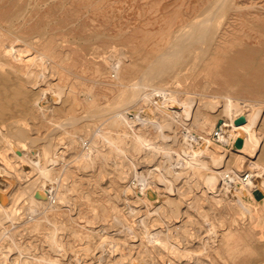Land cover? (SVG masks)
Segmentation results:
<instances>
[{
  "label": "rangeland",
  "instance_id": "rangeland-1",
  "mask_svg": "<svg viewBox=\"0 0 264 264\" xmlns=\"http://www.w3.org/2000/svg\"><path fill=\"white\" fill-rule=\"evenodd\" d=\"M217 1L218 0H0V62L2 63L3 71H5L9 76L7 81V89L11 91L14 90L15 87H22L20 89H28L30 90V93H34V91L38 89L36 94L34 93V97L37 99L33 98L35 104L33 105L34 107L32 113H34L28 114V116L24 112H19L18 107L16 108V106H13L15 99L11 97L10 94L4 96H8L5 99L9 102L14 99L12 103L7 101L10 104V108L7 110L9 112L7 116L13 118L16 117L17 119L20 116V127L17 128L20 134H15V136L20 137L21 134H24L26 131H28L27 133L31 135L30 137H37L34 139L35 143L33 142L32 144L34 149L38 151L40 150L39 152L42 153L44 149L43 147H50L52 151L56 148H59L60 150L65 151L66 158L68 160L66 162L67 164H63L62 160H58L57 163L48 162L47 166L50 164V167L48 166L50 171L48 170V173H46V175H49H47L48 177L38 171H34V174L30 173L27 175L26 177H29L28 179L25 176L16 177V172L14 173V171L17 167H20V165L15 162L12 166H6L3 161L2 152H10L9 146L7 147V145L9 144L8 141L12 139V133L11 129L6 130V128H10V126L8 124L6 125L5 122H1L3 124H0V126L2 125L0 127V166L2 165L1 167L5 168V172H2L0 178H5L7 177L6 175H13V177L18 178L14 180L15 186L12 189V193L16 197V204H18L17 206L19 208L18 211L16 210V213L14 212L15 215H17V217H15L19 220H13V222L8 218L3 220L5 221L3 224L0 223L1 226L3 225L1 229L5 235L3 236L2 234V238L0 237V256L2 258H0V264H115V261L121 262H116L118 264H172L176 262H178V264H185L184 262L188 258L182 261L170 251H165L162 254H159L160 250L158 248H161V245L159 242H150L148 239H146L148 237L145 231H147V229H155V227H158L159 225L162 227H167V225L170 224L173 230L176 228L178 230L182 225H186L188 230L187 236L183 237V233L179 232L178 234H175V241L180 244V246L189 248L191 254L189 255L196 257V255L199 253L197 249H199L201 239L208 238L207 235L209 236L207 224L204 222V219L201 216V213L204 212L208 214V219L212 224L214 223V226L217 224L216 227L218 234L221 233L222 236H225L228 242V251L226 253L228 259L222 260V264H228L227 261H229V264H253V259L260 258V254L258 250H256V245L258 246L259 244L264 243V223L259 219L250 217L249 213L247 212L248 210H246L242 217L241 215L237 216L234 207L232 206L233 203H236L235 200H232L230 203H228L229 205L226 204V202L215 203L212 200L213 195H215L216 198H221L225 191H227L221 187L226 183L229 184L224 177L212 181L209 185L208 183H205V176L210 174L215 167L195 166L191 170L190 168L184 169V172L182 170V173L180 172L179 175L180 177L174 181V185L177 187L175 188V191L179 188L178 192H169L163 182H160L159 180L155 179L156 177H153L158 172V169L155 168L160 167V162L163 160L162 158H164L162 151L163 149L160 148L166 144L165 140L171 143V151L173 152L172 160H175L174 163L178 158V155H175V151L181 153V148L182 151L185 152V148L181 146L182 134L185 133L181 125H177L175 127L176 130H166V133L163 137H159L157 130L152 127H150L147 132L144 129L140 131V124L135 126L137 116L134 114L133 110L137 108L138 105L143 106L145 104L143 101L137 105H135L133 102L129 104L130 109H127L125 114L126 121L122 120L121 123L109 125L110 122L108 123L106 120V117H108V114L111 112L108 111L110 109L109 107L114 104L116 101L115 97H117L120 91H122L124 88V85L120 80V76H122L124 80L123 82L125 83L129 81L137 82L142 71L145 70L144 68L150 65L152 61H154V59L158 56V54L162 53L166 49L171 50L174 48L172 40L175 39L176 36H172L175 35L177 30L182 26L185 27L190 25V23H185L190 20L202 19L203 17H207L210 14H219V12H217ZM231 1L232 8L226 10V13L228 14L225 13L222 16V19H224L226 22L224 30L221 32L223 33V37H221L222 43L212 50V53L209 56L210 60L205 62L203 60L200 61L198 58L196 60L195 58L192 60L190 59L189 61H191L192 64L187 63L188 65L186 64V66L182 65L179 68V73L172 72L171 74L165 75L162 79L157 78L152 82L156 85H167V87L179 90V99H184L187 97L185 91L190 90L191 92H195V94L191 95L193 97H197L198 99L203 96H199L198 93H204L203 100H210L213 98L212 96H217L219 100H224V98L227 96H233L244 99L251 103L259 102L262 114L258 124V131L260 133V137L262 138L260 139V143L264 147V106H262L264 105V0ZM220 14L223 13L221 12ZM12 18H14V21ZM6 20H8L9 23ZM189 30L190 29H187L186 31ZM96 34L98 36L95 37ZM23 44H25V46ZM14 47H17V50ZM1 48L4 49L2 50ZM12 51L14 52L11 53ZM197 51L199 52V50ZM172 52H176V49H173ZM47 53L49 55L47 56L50 59L48 57L45 58ZM123 60L126 61V65H122ZM195 61L196 63L200 61L202 67L199 66L195 69L193 66ZM12 68H15L16 71H13L14 69ZM32 70L34 71L32 72ZM42 71L44 75L41 73ZM37 72L38 75H43L41 76L42 79L40 76L36 75ZM22 73L23 75H21ZM30 73H33L34 75ZM187 74H191L189 79L185 78ZM12 76L13 78H10ZM30 76H35V79L37 78L38 81L33 79L34 81L30 82L28 78H25ZM43 78L45 80H43ZM43 88L45 91L48 90V93L54 92L57 94L56 96L58 100L53 101L52 103L50 98H42L39 96ZM31 89L35 90L32 91ZM9 91L7 92L9 93ZM181 91L182 93H180ZM19 97L22 98L20 94ZM60 98L62 99L59 100ZM38 99L40 100L39 105L36 104ZM96 105L98 106V109H100V112L94 114L95 110L97 109L95 108ZM51 106L54 107L51 108ZM219 108H222V106L217 107V109L213 111L209 108H203L204 113L208 114L210 119L215 122V128H219L221 124H224V115ZM11 110L13 111V115ZM41 111L42 115L40 113ZM153 111L154 114L156 113L155 115H160V111L155 107ZM91 112H93V114ZM14 113H17V115L15 116ZM101 114L104 116H99ZM89 117L90 119H88ZM99 117L102 118L100 119ZM27 118L30 119V122H28L29 119ZM86 124L88 126H86ZM58 125L62 127L60 128ZM30 126L31 129H28ZM95 126L96 128H94ZM194 129L198 130L196 127ZM2 131L4 134H11L2 137ZM105 131L107 132V135H111L113 137L121 134L123 135L126 132L129 134L141 132L150 140L149 143L151 142L152 145H156V147H158V149H156L157 153L155 152L156 154L154 153L148 155L147 151H149V149L147 147L143 146L140 148V151L134 150L129 146V144H127L126 146L114 151L112 154L113 156L111 155L109 157H104L105 159L98 156L96 157V155L93 154L90 158L91 163L86 164L85 158H80L79 153H81L82 148L88 144L90 137H94V135L97 137V141L99 140L97 142V147L103 152H109L113 147L112 144L108 142V140L99 135ZM49 132L50 135H52V138H50ZM174 132H176L180 137L178 140L179 142H173V137H168L165 139L167 134L170 136L175 135ZM75 133L77 135H75ZM44 135L48 137L46 138ZM89 135L90 137H88ZM208 137H210V139L216 145L221 146V148L228 155V163L225 166L220 165L217 170L223 171L225 168L227 169L234 166L233 159L229 160V158L232 155H235L234 152H237L233 147V145L236 146V141L235 143L230 141L223 142L220 140V136L218 137L217 141L216 137L214 136V131ZM49 138L50 140H47ZM73 138L75 140H73ZM82 138H85V140ZM45 140L50 142V144L47 143L46 146ZM194 148L198 150L199 144H196ZM151 150H154V148ZM159 152L161 155L158 154ZM260 152V158L256 157L253 159L259 158V161L264 164V148ZM150 153H152V151ZM13 160L14 159H12V161ZM84 160L85 163L83 164ZM122 160L125 161V164ZM24 168L29 169L30 166L26 164L24 165ZM101 171L103 173L102 175ZM134 172L144 173V176L139 177L141 179H147L149 186L152 187L153 194L150 197L151 199H149L147 194L142 191L140 181L137 180L138 178ZM37 175L40 176L38 177ZM65 175H68L69 177H66ZM158 178L160 179V177ZM37 179L40 180L37 181ZM54 180L55 183L53 182ZM44 181L46 185L44 184ZM56 182L58 183L56 184ZM186 183L190 185L192 184L191 188H193L187 189L186 186L188 185ZM35 184L36 186L54 185L55 187L58 185V187H56L58 189L55 190L56 195L52 200L53 203H50L51 205H49V203L40 204L41 206H37V211L34 212V214L36 213L37 215L33 214L32 217L29 218L30 216L28 217V212L30 209L28 208L30 206V198L28 192H30L31 186L35 187ZM135 184L139 185V189L135 188ZM237 184L241 186L243 183L240 182ZM128 185L129 187H127ZM207 187H210L212 191L207 189ZM126 188H128V191L127 193H124ZM22 189L25 194L27 193L26 195L21 193ZM180 192L185 193V197L183 196V199H181L180 195H178ZM173 197H176L180 202L178 205L174 203L170 206L167 201ZM263 197L264 191L262 190V187H256L253 189V195L251 193H247L246 197L243 199L244 202L251 208L256 209L259 207L260 210V201H262ZM184 198H188L187 201ZM67 201L71 202H68L67 205ZM192 201H197V205L195 204L192 207L189 204ZM44 205L47 207L45 208ZM161 206H164L161 212L156 211V208H161ZM39 209L41 211H39ZM172 209H176L175 211L177 212L176 214L178 217H173L172 219H162L163 210L164 213L167 210L166 213L170 214ZM3 211V208L0 207V217L3 216ZM236 216L238 222L234 223L232 219ZM141 218L147 219V227L139 221ZM66 219L68 220V223ZM37 226H39V228ZM129 227L131 232L130 230H127ZM108 228L109 230H107ZM51 234H54L55 236L57 235V242H55L56 240L54 241L55 243L51 241ZM45 236L46 241H44ZM74 236L76 239H74ZM127 236L131 237L128 238ZM215 237L216 236L212 234L211 239H214ZM102 238L105 240H102ZM87 243L89 247L87 246ZM62 244L63 247L61 246ZM101 245H103V247ZM60 249V252L56 251ZM110 249H112V252ZM1 250L4 253H2ZM29 250L30 252H28ZM83 251L85 252L83 253ZM101 252L105 254L103 258H99ZM3 255H8L9 257ZM108 255H110L111 258L110 256L108 257ZM207 258L212 262L214 261V264L217 263L216 261L218 259L214 258L212 253H209ZM93 259L94 261H92ZM4 261L10 263H5ZM258 264H264V260L260 261Z\"/></svg>",
  "mask_w": 264,
  "mask_h": 264
},
{
  "label": "bare ground",
  "instance_id": "bare-ground-1",
  "mask_svg": "<svg viewBox=\"0 0 264 264\" xmlns=\"http://www.w3.org/2000/svg\"><path fill=\"white\" fill-rule=\"evenodd\" d=\"M8 3V2H7ZM27 3V2H26ZM93 3V2H92ZM31 4V3H29ZM237 4V3H235ZM29 6V5H28ZM24 7V6H23ZM27 7V6H26ZM25 7V8H26ZM97 8V7H96ZM229 8H232V1L231 0H218L217 1V12L215 15H208L207 17H203L202 19L199 20H190L185 24L190 23V25H187L185 27H181L180 29L177 30L176 34L173 35L172 37L176 36L175 39L172 40V44L174 46L173 49H176V52H172L173 49L168 50L166 49L165 51H163L162 53L158 54V56L154 59V61H152V63L150 65H146L147 67L144 68L145 70L142 71L140 78L137 82H123V78L122 76H120V80L124 85V88L122 91H120V93L118 94L116 98V101L114 102L113 105H111L108 111H111L108 115V117H106V120L108 121V123L110 122L109 125H113L115 123H121L122 120H125V114L127 109L129 108V104L131 102H133L135 105L139 104L140 102H144V105L140 106L138 105L137 108H135L133 110L134 114L137 116V120H136V125L140 124V131H142L143 129L147 130L152 127L154 129L157 130V134L159 137H163L165 135V131L166 130H173L175 129V127L177 125H181L183 130L185 131L184 134H182V139H181V146H183L185 148V152L182 151V149L180 148L181 153H178L175 151V155H178V158L176 159V162L174 163L175 160H172L173 157V152L171 151L172 147L170 146L171 143H169L168 141L165 140L166 144L163 145L162 148L163 149V160H161L160 162V167H156L155 169H158V172L156 173L155 179L159 180L160 182H163L164 185L166 186L167 190L169 192L175 191V185H174V181H176L180 176V172L183 170V172L185 171L184 169L190 168V170L192 168H194L195 166H202V167H215L212 172L210 174H208L207 176H205L204 181L205 183H208V185L212 182L215 181L219 178H225L227 173H230V175L232 176V178L228 181L229 184H224L221 188L225 189L227 191H225L224 195L221 198H216L215 195H213V201L215 203H223L226 202V204L230 203L232 200H235L236 203H233L232 206L234 207V210L237 214V216L242 215L246 212V210H248L247 212L249 213L250 217H253L254 219H259L261 220V222L264 223V197L262 199V201H260V210L259 207H257L256 209L251 208L249 205H247L244 202V197H246L247 193H251L253 195V189L256 187H262V190L264 191V164L261 163V161H259V158L261 156V152L263 150V146L260 143L262 139L260 137V133L258 131V124L259 121L261 119V107H260V103H251L248 102L244 99L241 98H237V97H233V96H227L224 98V100H219L217 98V96H212L213 98L210 100H203V96L204 93H198L199 96L203 95L202 97H200V99H198L197 97H193L191 94H195V92H191L190 90H186L185 93L187 94V97H185L184 99H179L178 98V94H179V90L177 89H173L170 87H167V85H156L155 83H153L152 81H154L155 79H162L165 75L171 74L172 72H176L179 73V68L184 65L186 66V64H190L191 61H189L190 59L192 60L193 58H195V60L198 58L200 59V61H208L210 60V54L212 53V50L214 48H216L217 46L221 45L222 41H221V37H223V33H221L224 30L225 27V21L224 19H222V16L226 13V10H228ZM238 8V7H237ZM32 9V8H31ZM30 9V11H31ZM33 11V10H32ZM223 14H220V13ZM234 12V11H233ZM18 14V13H17ZM21 14V13H20ZM29 14V12H28ZM27 14V15H28ZM228 14V13H226ZM13 15V14H12ZM19 15V14H18ZM11 16V15H10ZM16 16V15H15ZM30 16V15H29ZM5 17V16H4ZM229 17V16H228ZM14 18H12L13 20ZM5 20V19H4ZM8 21V20H6ZM14 21V20H13ZM22 22V21H21ZM4 23V22H3ZM9 23V21H8ZM11 23V21H10ZM14 24V23H12ZM11 24V25H12ZM18 24V22H17ZM21 24V23H20ZM19 24V25H20ZM257 24V23H254ZM8 26V25H7ZM10 27V26H9ZM42 29V28H41ZM187 29H190L189 31H186ZM175 31V30H174ZM186 31V32H185ZM3 32V31H2ZM16 32V31H15ZM7 33V32H6ZM11 33V32H10ZM230 35V34H229ZM8 36V35H7ZM20 36V35H19ZM23 36V35H22ZM93 36V35H92ZM98 36L97 34L95 35V37ZM25 37V36H24ZM168 37V36H167ZM9 39V38H8ZM11 39V38H10ZM17 39V38H16ZM24 39V38H23ZM168 39V38H166ZM20 40V39H19ZM25 40V39H24ZM1 41V38H0ZM158 41V40H157ZM167 41V40H166ZM9 42V41H8ZM20 42V41H19ZM26 42V41H25ZM110 42V41H109ZM13 43V42H12ZM27 43V42H26ZM52 43V42H51ZM166 43V42H165ZM171 43V41H170ZM169 43V44H170ZM1 44V43H0ZM15 44V43H14ZM3 45V44H2ZM8 45V44H7ZM25 46V44H23ZM58 45V44H57ZM17 46V45H16ZM19 46V45H18ZM169 46V45H168ZM10 48V47H9ZM15 48V47H14ZM17 48V47H16ZM15 48V49H16ZM32 48V47H31ZM2 49V48H1ZM4 49V48H3ZM2 49V50H3ZM7 49V48H6ZM14 49V50H15ZM21 49V48H20ZM24 49V48H23ZM17 50V49H16ZM37 50V49H35ZM113 50V48H112ZM199 50V52L197 51ZM39 51V50H38ZM109 51V50H108ZM118 51V50H117ZM158 51V50H157ZM155 51V52H157ZM14 51H12L11 53H13ZM19 52V51H17ZM16 52V53H17ZM22 52V51H21ZM20 52V53H21ZM172 52V53H171ZM7 53V52H6ZM51 53V52H50ZM171 53V54H170ZM8 54V53H7ZM18 54V53H17ZM27 54V51H26ZM67 54V53H66ZM154 54V53H153ZM170 54V55H169ZM9 55V54H8ZM24 55V54H22ZM39 55V53H38ZM37 55V56H38ZM48 53L46 54L47 58ZM226 55V54H225ZM12 56V55H11ZM36 56V57H37ZM40 56H41V51H40ZM67 56V55H66ZM4 57V56H3ZM15 57V56H14ZM44 57V55H43ZM145 57V56H144ZM23 58V57H22ZM39 58V57H38ZM49 58V57H48ZM69 58V57H67ZM66 58V59H67ZM14 59V58H13ZM25 59V58H24ZM35 59V58H34ZM50 59V58H49ZM48 59V60H49ZM152 59V58H150ZM149 59V60H150ZM26 60V59H25ZM42 60V59H41ZM45 60V59H44ZM38 61V60H37ZM47 61V60H46ZM134 61V60H133ZM196 63L193 65L196 68H198L199 66H201V62ZM256 61V60H255ZM20 62V61H18ZM45 62V61H44ZM48 62V61H47ZM54 62V61H53ZM63 62V61H62ZM125 60L122 61V65L125 64ZM194 62V61H193ZM29 63V62H28ZM33 63V62H32ZM51 63V62H50ZM150 63V62H148ZM204 63V62H203ZM256 63V62H255ZM187 64V65H188ZM192 64V63H191ZM30 65V64H29ZM27 65V66H29ZM48 65V64H47ZM121 65V66H122ZM126 65V64H125ZM204 65V64H203ZM254 65V64H253ZM9 66V65H8ZM31 66V65H30ZM33 66V65H32ZM80 66V65H79ZM130 66V65H129ZM132 66V65H131ZM183 66V67H184ZM12 67V66H11ZM51 67V66H50ZM182 67V68H183ZM188 67V66H187ZM202 67V66H201ZM134 68V67H133ZM190 68V66H189ZM205 68V67H204ZM6 69V68H5ZM13 71H16L15 68ZM48 69V68H47ZM55 69V67H54ZM191 69V68H190ZM189 69V70H190ZM194 69V70H195ZM206 69V68H205ZM46 70V69H45ZM184 70V69H183ZM188 70V69H187ZM185 70V71H187ZM34 70H32L33 72ZM41 71V70H40ZM47 71V70H46ZM209 71V70H207ZM9 72V71H8ZM184 72V71H183ZM15 73V72H14ZM28 73V72H27ZM43 75V71L41 72ZM48 73V72H47ZM120 73V70H119ZM118 73V74H119ZM137 73V72H136ZM181 73V72H180ZM33 74V73H30ZM28 74V75H30ZM36 74V73H35ZM50 74V72H49ZM207 74V73H206ZM23 75V73L21 74ZM34 75V74H33ZM38 75V72L37 74ZM43 75H38L43 76ZM63 75V73H62ZM65 75V74H64ZM121 75V74H120ZM197 75V74H196ZM243 75V74H242ZM26 76V75H24ZM116 76V75H115ZM173 76V75H172ZM177 76V75H176ZM195 76V74H194ZM47 77V76H46ZM138 77V76H136ZM191 77V74H187L186 75V79H189ZM10 78H13L10 77ZM21 78V77H20ZM28 78L30 82H33L34 80H37V78L35 79V76H30V77H25ZM173 78V77H172ZM177 78V77H176ZM180 78V77H179ZM204 78V77H203ZM202 78V79H203ZM9 79L8 74L3 71V66L2 63L0 62V124H3L1 122H5L6 125L8 124L10 126V128H6V130L11 129V134L12 135V139H10L8 142L9 144L7 145V147L9 146V153L6 152H2V157H3V161L5 163L6 166H12L15 162L18 163L20 165V167H17L14 171V173L16 172V177L18 176H27L30 173H33L34 171H38L41 174H45L48 173V170L50 171V169L48 168V166L50 167V164L47 166L48 162H56L58 160H62L63 164H65L68 160L66 158V153L64 150H60L59 148H56L55 150H51L50 147H43V152H39L38 150L33 148V142H34V137H30L31 135H29L26 131L24 134H21L20 137H16L15 134H20L17 130V128L20 127V116L17 119L16 117H10L7 116L9 114V112L7 111L8 108H10V104L12 103V101L14 100V104L13 106H16V108L18 107V111L19 112H24L27 114H31L33 111V105L35 104L33 98L37 99L36 97H34V93L36 94V91H38V89L36 91H34L35 89H31L32 91H34V93H30L28 89H20L18 87H15L14 90L9 91L7 89L8 85H7V81ZM19 79V78H17ZM16 79V80H17ZM34 79V80H33ZM42 79V78H41ZM61 79V78H60ZM192 79V78H191ZM197 79V78H194ZM193 79V80H194ZM12 80V79H11ZM43 80H45L43 78ZM119 80V78H118ZM117 80V81H118ZM208 80V79H207ZM15 81V80H14ZM38 81V80H37ZM48 81V80H47ZM97 81V80H96ZM116 81V82H117ZM179 81V80H178ZM205 81V80H204ZM12 82V81H11ZM120 82V81H119ZM15 83V82H14ZM18 83V82H16ZM29 83V82H28ZM39 83V82H37ZM43 83V81H42ZM46 83V82H44ZM49 83V82H48ZM111 83V82H110ZM118 83V82H117ZM177 83V82H176ZM180 83V82H179ZM10 84V83H9ZM26 84V83H25ZM34 84V83H32ZM115 84V83H114ZM11 85V84H10ZM16 85V84H14ZM22 85V84H21ZM48 85V84H47ZM86 85V84H85ZM108 85V84H107ZM208 85V84H207ZM28 86V85H27ZM199 86V85H198ZM118 87V86H117ZM177 87V86H176ZM207 87V86H206ZM34 88V87H32ZM39 88V87H38ZM41 88V87H40ZM51 88V87H50ZM200 88V87H199ZM112 89V88H111ZM119 89V88H118ZM121 89V88H120ZM9 91V93L7 91ZM41 90V89H40ZM52 90V89H49ZM95 90V89H94ZM109 90V89H108ZM202 90V89H201ZM31 91V92H32ZM48 91V90H47ZM47 91L43 90L40 92V95L42 98L48 97L53 101L58 100L57 99V94L53 93H48ZM54 91V90H52ZM204 91V90H203ZM85 92V91H84ZM114 92V91H113ZM101 93V92H99ZM182 93V91L180 92ZM10 94L11 97H13L14 99L9 102L6 101L4 97L5 95ZM19 94L21 97H19ZM38 94V93H37ZM60 94V93H59ZM69 94V93H68ZM67 94V95H68ZM72 94V93H71ZM185 94V95H186ZM61 95V94H60ZM116 95V94H115ZM191 95V96H190ZM75 96V95H74ZM59 97V96H58ZM65 97V96H64ZM77 97V96H76ZM88 98V97H87ZM92 98V97H91ZM62 98H60L59 100H61ZM66 99V98H64ZM77 100V99H76ZM80 100V99H79ZM43 101V100H42ZM40 100L38 99L37 103L39 105ZM59 102V101H58ZM57 102V103H58ZM88 102V101H87ZM90 102V101H89ZM99 102V101H98ZM42 103V102H41ZM51 103V102H50ZM55 104V103H54ZM60 104V103H59ZM51 105V104H50ZM88 105V104H87ZM92 105V104H91ZM60 106V105H59ZM222 106L221 109L223 115H224V124L221 127V132H220V140H222L223 142H227L230 141L232 143H235V141L239 138H241L244 142L243 147L238 148L235 145H233L234 149L237 152H234V156L232 155L230 159H233L234 162V166H232L231 168H225L223 171H219L217 170V168L221 165V166H225L228 163V155L227 153L221 148V146L216 145L211 139L210 137H208L210 134H212V132L214 131L215 128V122L212 121L209 117L208 114L204 113L203 108H209L215 110L217 109V107ZM264 106V105H262ZM54 106H51V108ZM57 107V106H56ZM92 107V106H91ZM101 107V106H100ZM154 107L160 111V115H155L154 114ZM50 108V107H49ZM48 108V109H49ZM50 108V109H51ZM97 108L95 110V113H99L100 109H98V106L96 105ZM143 108V109H142ZM41 109V108H40ZM47 109V110H48ZM57 109V108H56ZM264 109V108H263ZM38 110V109H37ZM52 110V109H51ZM12 111V110H11ZM10 111V112H11ZM17 111V112H18ZM217 111V110H216ZM215 111V113H216ZM220 111V110H218ZM8 112V113H7ZM15 112V111H14ZM18 112V113H19ZM102 112V111H101ZM156 112V111H155ZM34 113V112H33ZM32 113V114H33ZM42 115V111L40 112ZM37 113V114H40ZM93 114V112H91ZM221 113V112H218ZM15 116L17 115V113H14ZM44 114V113H43ZM89 114V113H87ZM12 115H13V111H12ZM220 115V114H219ZM30 116V115H29ZM99 116H104V115H99ZM240 116H245L246 118V122L240 125H237L235 123L236 118L240 117ZM94 117V116H93ZM127 117V116H126ZM25 118V116H24ZM23 118V119H24ZM33 118V117H32ZM100 118V117H99ZM102 118V117H101ZM100 118V119H101ZM29 119V118H27ZM26 119V120H27ZM36 119V118H35ZM45 119V118H44ZM90 119V117L88 118ZM93 119V118H92ZM91 119V120H92ZM263 119V118H262ZM33 120V119H32ZM46 120V119H45ZM52 120V119H51ZM99 120V119H98ZM25 121V120H24ZM63 121V120H62ZM135 121V120H134ZM28 122H30V119L28 120ZM70 122V121H69ZM73 122V121H71ZM263 122V121H262ZM56 123V122H55ZM61 123V122H60ZM65 123V122H62ZM125 123V122H124ZM131 123V122H130ZM26 124V123H25ZM34 124V122H33ZM32 124V125H33ZM71 124V123H70ZM88 124V123H87ZM86 124V126H88ZM91 124V123H90ZM89 124V125H90ZM102 124V123H101ZM123 124V123H122ZM262 124V123H261ZM31 125V124H30ZM57 125V124H56ZM61 125V124H60ZM60 125H58L60 127ZM65 125V124H64ZM2 126V125H1ZM0 126V127H1ZM29 126V125H28ZM82 126V125H81ZM91 126V125H90ZM107 126V125H106ZM134 126V128H135ZM62 127V126H61ZM60 127V128H61ZM66 127V126H65ZM84 127V126H83ZM100 127V126H99ZM198 128L194 129V128ZM85 128V127H84ZM87 128V127H86ZM96 128V126L94 127ZM93 128V129H94ZM108 128V127H107ZM131 128V127H130ZM31 129V126L30 128ZM88 129V128H87ZM92 129V128H91ZM102 129V128H101ZM122 129V127H121ZM2 130V128H1ZM5 130V131H6ZM66 130V129H65ZM79 130V129H78ZM89 130V129H88ZM104 130V129H103ZM176 130V129H175ZM20 131V130H19ZM33 131V129H32ZM31 131V132H32ZM101 131V130H100ZM7 132V131H6ZM54 132V131H53ZM52 132V133H53ZM61 132V131H60ZM76 132V131H75ZM84 132V131H82ZM89 132V131H88ZM93 132V131H92ZM98 132V131H97ZM114 132V131H113ZM121 132V131H120ZM128 132V130H127ZM124 133L123 135H118L116 137H113L111 135H107V132L105 131L102 134H99L100 136L104 137L106 140H108V142H110L112 144V148L109 152H103L101 151L98 147H97V137L94 135V137H90V135L88 137H90V139L88 140V144L82 148L81 153H79V157L80 158H85L86 160V164L91 163L90 158L92 157V155H96V157H109L111 156L114 151H116L117 149H120L123 146H126L127 144H129L130 147H132L134 150H140V148H142L143 146L147 147L149 149L148 155L149 154H154L155 152L157 153L156 149H158V147H156V145H152L151 142L149 143V139L143 134V133H137L134 132V134H129V133ZM3 133V131H2ZM67 133V132H66ZM94 133V132H93ZM119 133V132H118ZM115 133V134H118ZM175 135L170 136L169 134L166 135L167 139L168 137H173V142H176L179 140V136L177 135L176 132H174ZM173 133V134H174ZM7 133H3L2 137H5L8 135ZM65 134V133H64ZM147 134V133H146ZM50 135V132H49ZM55 135V134H53ZM62 135V134H61ZM75 135H77L75 133ZM86 135V134H85ZM45 136V135H44ZM52 135H50V138ZM65 136V135H64ZM83 136V135H81ZM99 136V137H100ZM46 137V136H45ZM48 137V136H47ZM46 137V138H47ZM75 137V136H74ZM85 137V136H84ZM47 139V140H50ZM59 138V137H58ZM79 138V137H78ZM103 138V139H104ZM7 139V138H6ZM67 139V138H66ZM70 139V138H69ZM83 140H85V138H82ZM81 139V140H82ZM156 139V138H155ZM52 140V139H51ZM55 140V139H54ZM61 140V139H58ZM57 140V141H58ZM65 140V139H64ZM73 140H75L73 138ZM82 140V141H83ZM87 140V139H86ZM1 141V140H0ZM46 141V140H45ZM53 141V140H52ZM77 141V140H76ZM41 142V139H40ZM63 142V141H62ZM67 142V141H66ZM86 142V141H85ZM157 142V140H156ZM179 142V141H178ZM35 143V142H34ZM43 143V142H42ZM47 143L50 144V142L46 141V146ZM84 143V142H83ZM101 143V142H100ZM107 143V141H106ZM264 143V142H263ZM54 144V143H53ZM58 144V143H57ZM79 144V143H78ZM156 144V143H155ZM196 144H199V148L198 150H196L194 148V146ZM45 145V144H44ZM55 145V144H54ZM68 145V144H67ZM70 145V144H69ZM81 145V144H80ZM158 145V144H157ZM35 146V145H34ZM59 146V145H58ZM65 146V145H64ZM72 146V145H70ZM77 146V145H76ZM84 146V145H83ZM101 146V145H100ZM105 146V145H104ZM110 146V145H109ZM180 146V147H181ZM5 147V146H3ZM66 147V146H65ZM1 148V147H0ZM38 148V147H37ZM55 148V147H54ZM101 148V147H100ZM152 148H154V150H151ZM40 149V148H39ZM67 149V148H66ZM123 149V148H122ZM121 149V150H122ZM131 149V148H129ZM190 149V150H189ZM6 150V149H3ZM128 150V149H127ZM147 150V149H144ZM143 150V151H144ZM129 151V150H128ZM141 151V150H140ZM152 151V153H150ZM1 152V151H0ZM138 152V151H137ZM161 152V151H160ZM160 152L158 153L159 155ZM260 152V153H259ZM124 153V152H123ZM155 153V154H156ZM162 153V152H161ZM71 154V153H70ZM141 154V153H140ZM144 154V153H143ZM76 155V154H75ZM127 155V154H126ZM72 156V155H71ZM78 156V155H77ZM113 156V155H112ZM120 156V155H119ZM75 157V156H73ZM145 157V156H144ZM155 157V156H154ZM175 157V156H174ZM259 157L257 159H253ZM158 158V157H156ZM160 158V157H159ZM12 159H14L12 161ZM69 159V158H68ZM71 159V158H70ZM97 159V158H95ZM105 159V158H104ZM161 159V158H160ZM85 160L83 161V164L85 163ZM130 160V159H129ZM149 160V159H148ZM2 161V160H1ZM99 161V160H98ZM110 161V160H109ZM113 161V160H112ZM116 161V160H115ZM124 161V160H122ZM150 161V160H149ZM153 161V160H151ZM160 161V160H159ZM130 162V161H129ZM55 163V164H56ZM94 163V161H93ZM134 163V161H133ZM157 163V161H156ZM224 163V164H223ZM29 165L30 168L29 169H25L24 165ZM59 164V163H58ZM67 164V163H66ZM114 164V163H113ZM116 164V163H115ZM125 164V161H124ZM223 164V165H222ZM52 165V164H51ZM104 165V164H103ZM118 165V164H117ZM2 166V165H1ZM0 166V176L2 175V172L5 170V168ZM5 166V167H6ZM60 166V165H59ZM116 166V165H115ZM123 166V165H122ZM136 166V165H135ZM134 166V167H135ZM15 167V166H14ZM90 167V166H89ZM114 167V166H113ZM121 167V166H120ZM58 168V167H57ZM61 168V167H60ZM76 168V167H75ZM87 168V167H85ZM108 168V167H107ZM115 168V167H114ZM147 168V167H146ZM105 169V168H103ZM148 169V168H147ZM179 169V170H177ZM63 170V169H62ZM55 171V170H54ZM58 171V170H57ZM64 171V170H63ZM75 171V170H74ZM124 171V170H123ZM134 171V170H133ZM132 171V172H133ZM188 171V170H187ZM5 172V171H4ZM107 172V171H106ZM189 172V171H188ZM244 172V173H242ZM68 173V172H67ZM114 173V172H113ZM136 173V177L138 178L137 180L140 181L141 184V189L143 192H145L148 196L149 199H151L150 197L153 194V189L152 187L149 186V182L147 181V179H141L139 176H144V173L141 172H134ZM146 173V172H145ZM182 173V172H181ZM186 173V172H185ZM250 174L251 179L248 180L247 182H242L243 184L241 186H239L236 181H237V176H241L242 174ZM9 174V171H8ZM34 174V173H33ZM37 174V173H36ZM61 174V173H60ZM102 171H101V175H102ZM5 175V174H4ZM153 175V174H152ZM182 175V174H181ZM191 175V174H190ZM7 177L5 178H0V207L3 208V216L0 217V223L3 224V220L5 219H10V221H16V217L17 215H15L16 210L18 211V204H16V197L13 195L12 193V189L15 186V178L13 177V175H6ZM38 177L40 175H37ZM49 176V175H48ZM47 176V177H48ZM66 176V175H65ZM68 176V175H67ZM66 176V177H67ZM99 176V175H98ZM123 176V175H122ZM170 178H169V177ZM189 176V175H188ZM22 177V178H23ZM69 177V176H68ZM124 177V176H123ZM160 177V179L158 178ZM27 179L29 177H26ZM61 178V176H60ZM59 178V179H60ZM36 179V178H35ZM47 179V178H46ZM120 179V178H119ZM34 180V179H33ZM40 179H37V181ZM52 180V179H50ZM56 180V178H55ZM55 180L53 181L55 183ZM19 181V180H17ZM21 181V179H20ZM25 181V178H24ZM49 181V179H48ZM57 181V180H56ZM65 181V180H64ZM67 181V180H66ZM77 181V180H76ZM75 181V182H76ZM192 181V180H191ZM22 182V181H21ZM29 182V181H27ZM32 182V181H31ZM35 182V181H33ZM42 183V182H41ZM52 183V182H51ZM58 182H56L57 184ZM60 183V182H59ZM153 183V182H152ZM198 183V182H197ZM21 184V183H19ZM34 184V183H33ZM32 184V185H33ZM45 184V181H44ZM64 184V183H63ZM68 184V183H67ZM187 184V183H186ZM46 185V184H45ZM45 185H41V186H36L35 187L31 186L30 192H28L29 194V198H30V206L28 209V217L31 218L32 215L34 214V212L37 211V206H39L40 204H47L49 203V205H51L53 202L52 200L55 198V190L58 189L56 187H58V185H56V187L54 185L52 186H45ZM60 185V184H59ZM154 185V184H153ZM188 186H186V188L188 189H192L190 184H187ZM21 186V185H20ZM24 186V185H23ZM30 186V185H29ZM28 186V187H29ZM139 185L135 184V188L139 189L138 187ZM185 186V185H182ZM25 187V186H24ZM123 187V186H122ZM129 187V185L127 186ZM23 188V187H22ZM26 188V187H25ZM30 188V187H29ZM27 188V189H29ZM220 188V189H221ZM70 189V188H69ZM186 189V190H187ZM207 189L211 190L210 187H207ZM221 189V190H222ZM68 190V189H67ZM179 190V188H178ZM178 190L176 189V191L178 192ZM23 191V189H22ZM21 193H24V191ZM66 191V190H65ZM124 191V190H123ZM128 188L125 189L124 193H127ZM175 191V192H176ZM223 191V190H222ZM27 192V191H26ZM37 192L40 194V197H37L36 194ZM68 192V191H67ZM135 192V191H134ZM137 192V190H136ZM185 192V191H184ZM208 192V190H207ZM20 193V192H19ZM20 193V194H21ZM191 193V192H190ZM25 194V193H24ZM23 194V195H24ZM27 194V193H26ZM25 194V195H26ZM65 195V194H63ZM170 195V194H169ZM175 195V194H174ZM180 195L181 199H183V196L185 195V193H181L178 194ZM200 195V194H199ZM211 195V194H210ZM28 196V195H27ZM43 196H45V198H43ZM127 196V195H126ZM129 196V195H128ZM137 196V195H136ZM212 196V195H211ZM60 197V195H59ZM89 197V196H88ZM185 197V196H184ZM191 197V196H190ZM201 197V196H200ZM195 198V195H194ZM19 199V198H18ZM185 199V198H184ZM188 199V198H187ZM187 199H185L187 201ZM204 199V198H202ZM66 200V199H65ZM18 201V200H17ZM136 201V200H135ZM208 201V200H207ZM60 202V201H59ZM62 202V201H61ZM68 202L71 201H67V205ZM180 201L176 198H170L167 203L171 206V204H177ZM209 202V201H208ZM213 202V203H214ZM51 203V204H50ZM166 203V202H165ZM188 203V202H187ZM197 203V201H192L191 203H189L192 207L193 205H195ZM199 203V202H198ZM64 204V201H63ZM112 204V203H111ZM182 204V203H181ZM29 205V204H28ZM54 205V204H53ZM56 205V204H55ZM146 205V204H145ZM180 205V204H179ZM189 205V206H190ZM197 205V204H196ZM229 205V204H228ZM20 206V205H19ZM41 206V205H40ZM45 206V205H44ZM85 206V205H84ZM47 206H45L46 208ZM52 207V206H51ZM70 207V206H69ZM92 207V206H91ZM115 207V206H114ZM119 207V206H118ZM132 207V206H131ZM180 207V206H179ZM196 207V206H195ZM194 207V208H195ZM198 207V206H197ZM11 208V209H9ZM24 208V207H22ZM42 208V207H41ZM44 208V209H45ZM164 208V206H161V208H156V211H160ZM166 208V207H165ZM175 208V207H174ZM225 208V207H224ZM21 209V208H20ZM27 209V208H25ZM48 209V208H47ZM46 209V210H47ZM52 209V208H51ZM54 209V208H53ZM65 209V208H64ZM72 209V208H71ZM155 209V208H154ZM169 209V208H167ZM177 209V208H176ZM176 209H172V212H170V214H167V210L164 213L163 210V214H162V219L163 218H169L172 219L173 217H178V215L176 214L177 212L175 211ZM230 209V207H229ZM22 210V209H21ZM43 210V209H42ZM45 210V211H46ZM70 210V209H69ZM95 210V209H93ZM133 210V209H132ZM193 210V209H192ZM197 210V209H196ZM195 210V211H196ZM39 211H41L39 209ZM38 211V212H39ZM131 211V210H130ZM137 211V210H136ZM135 211V212H136ZM187 211V210H185ZM15 212V213H14ZM26 212V210H25ZM37 212V213H38ZM49 212V211H48ZM95 212V211H94ZM140 212V210H139ZM192 212V211H190ZM20 213V212H19ZM74 213V212H73ZM78 213V212H77ZM76 213V214H77ZM153 213V212H152ZM169 213V212H168ZM36 214V213H35ZM34 214V215H35ZM41 214V213H40ZM75 214V215H76ZM136 214V213H135ZM179 214V213H178ZM189 214V213H188ZM193 214V213H192ZM195 214V213H194ZM198 214V213H197ZM210 214V213H209ZM1 215V213H0ZM22 215V214H20ZM37 215V214H36ZM128 215V214H127ZM150 215V214H149ZM181 215V214H180ZM191 215V214H190ZM16 216V217H15ZM65 216V215H64ZM63 216V217H64ZM82 216V215H81ZM87 216V215H86ZM143 216V215H142ZM202 218L204 219V222L207 224V230L209 231V236L207 235L208 238H203L200 241V245H199V249H197L199 251V253L196 255V257H192L190 256V249L186 248V247H182L180 246V244H178L175 240H176V236L175 234H178L179 232H182L181 234L184 235L183 237H186L188 234V230L186 228V225H182L178 230L176 229H172L171 225H167V227H162V226H158L155 227V229H147L146 235L150 242H159V244L161 245V248H158L159 254H162L165 251H170L171 253H173L178 259H181L182 261L184 259H187L184 263L185 264H214V261L212 262L211 260H209L207 258V255L209 253H212L214 255V258H217L218 260L216 261L217 263L215 264H222V260H227V240L225 238V236H222L221 233L218 234L217 231V224L214 226L208 219V214L207 213H201ZM237 216L233 219L232 221L234 223L238 222ZM21 217V216H20ZM46 217V216H45ZM84 217V216H83ZM115 217V216H114ZM119 217V216H118ZM129 217V216H128ZM149 217V216H148ZM160 217V216H159ZM27 218V216H26ZM25 218V219H26ZM117 218V217H116ZM115 218V219H116ZM147 218V217H146ZM23 219V220H25ZM142 219V218H141ZM139 220L140 222L143 223V225H146V220L147 219H142ZM242 219V218H241ZM247 219V218H246ZM19 220V219H18ZM21 220V219H20ZM28 220V218H27ZM49 220V219H48ZM47 220V221H48ZM67 220V219H66ZM85 220V219H84ZM138 220V219H137ZM243 220V219H242ZM251 220V218H250ZM7 221V220H6ZM13 221V222H14ZM22 221V220H21ZM20 221V222H21ZM41 221V220H40ZM62 221V220H61ZM73 221V220H72ZM104 221V220H103ZM166 221V220H165ZM169 221V220H168ZM189 221V220H188ZM246 221V220H245ZM52 222V221H51ZM54 222V221H53ZM131 222V221H130ZM175 222V221H174ZM29 223V222H28ZM55 223V222H54ZM68 223V220H67ZM89 223V221H88ZM124 223V222H123ZM136 223V222H135ZM204 223V225H205ZM232 223V224H234ZM252 223V222H250ZM23 224V223H22ZM62 224V223H61ZM60 224V225H61ZM166 224V223H165ZM176 224V223H175ZM181 224V223H180ZM245 224V223H244ZM8 225V224H7ZM17 225V224H16ZM38 225V224H37ZM65 225V223H64ZM63 225V226H64ZM87 225V224H86ZM113 225V224H112ZM125 225V224H124ZM139 225V224H138ZM137 225V226H138ZM156 225V224H155ZM221 225V224H220ZM237 225V224H236ZM43 226V224H42ZM41 226V227H42ZM109 226V225H108ZM129 226V225H128ZM143 226V227H145ZM222 226V225H221ZM246 226V225H245ZM1 227H3V225H0V237L2 236V234L4 233L1 229ZM10 227V226H9ZM15 227V226H14ZM19 227V226H18ZM27 227V226H26ZM35 227V226H34ZM39 228V226H37ZM57 227V226H56ZM102 227V226H101ZM107 227V226H106ZM225 227V226H224ZM233 227V226H232ZM238 227V226H237ZM8 228V227H7ZM49 228V227H48ZM62 228V226H61ZM82 228V227H81ZM113 228V227H112ZM127 228V227H126ZM10 229V228H9ZM52 229V228H51ZM69 229V228H68ZM75 229V228H74ZM95 229V228H93ZM103 229V228H102ZM115 229V228H114ZM15 230V229H13ZM39 230V229H38ZM67 230V228H66ZM72 230V229H71ZM97 230V229H95ZM105 230V229H103ZM109 230V228L107 229ZM130 230V227L129 229ZM191 230V229H190ZM234 230V229H233ZM241 230V229H240ZM252 230V229H251ZM5 231V230H4ZM7 231V230H6ZM42 231V230H41ZM44 231V230H43ZM50 231V230H49ZM57 231V230H56ZM99 231V230H98ZM97 231V232H98ZM115 231V230H114ZM118 231V230H117ZM223 231V230H222ZM236 231V229H235ZM32 232V231H31ZM48 232V231H47ZM61 232V231H60ZM108 232V231H107ZM126 232V231H125ZM131 232V230H130ZM17 233V232H16ZM34 233V232H33ZM103 233V232H102ZM101 233V234H102ZM111 233V232H110ZM118 233V232H117ZM20 234V231H19ZM31 234V233H30ZM56 234V233H55ZM106 234V233H105ZM109 234V233H108ZM116 234V233H115ZM121 234V233H120ZM130 234V233H129ZM212 234L215 235L216 237L214 239H211ZM48 235V234H47ZM52 235V234H51ZM94 235V234H93ZM133 235V232H132ZM3 236H5L3 234ZM57 236V235H56ZM56 236L53 234L51 237V241H53V243L57 242L56 240ZM138 236V235H137ZM193 236V235H192ZM21 237V235H20ZM49 237V236H48ZM75 237V236H74ZM84 237V235H83ZM110 237V236H109ZM112 237V236H111ZM118 237V236H117ZM128 238H130L131 236H127ZM133 237V236H132ZM181 237V236H180ZM206 237V236H205ZM2 238V237H1ZM0 238V239H1ZM16 238V237H15ZM50 238V237H49ZM61 238V237H60ZM63 238V237H62ZM92 238V237H91ZM190 238V237H189ZM17 239V238H16ZM20 239V238H19ZM76 239V237L74 238ZM94 239V238H93ZM104 238H102L103 240ZM110 239V238H109ZM108 239V240H109ZM193 239V237H192ZM56 240V241H55ZM65 240V239H64ZM105 240V239H104ZM128 240V239H126ZM134 240V238H133ZM136 240V239H135ZM141 240V239H140ZM157 240V241H156ZM196 240V239H195ZM46 241V236H45V240ZM55 241V242H54ZM146 241V240H145ZM87 242V241H86ZM105 242V241H104ZM128 242V241H127ZM246 242V241H245ZM25 243V242H23ZM47 243V242H46ZM63 243V242H62ZM83 243V242H82ZM89 243V242H88ZM87 243V246H88ZM136 243V242H135ZM184 243V242H183ZM48 244V243H47ZM99 244V243H98ZM105 244V243H104ZM123 244V243H122ZM134 244V243H133ZM145 244V243H144ZM197 244V243H196ZM52 245V244H51ZM50 245V246H51ZM58 245V244H57ZM78 245V244H77ZM83 245V244H81ZM109 245V244H108ZM115 245V244H114ZM194 245V244H193ZM245 245V244H244ZM8 246V245H7ZM22 246V245H21ZM49 246V247H50ZM63 247V244L61 245ZM68 246V245H67ZM103 247V245H101ZM123 246V245H122ZM132 246V245H131ZM134 246V245H133ZM155 246V245H154ZM2 247V246H1ZM89 247V246H88ZM151 247V246H150ZM156 247V246H155ZM258 252L260 254V258L258 259H253V264H258L260 261L264 260V243L259 244L258 246L256 245ZM255 247V248H256ZM10 248V247H9ZM27 248V247H26ZM57 248V247H56ZM59 248V247H58ZM65 248V247H64ZM87 248V247H86ZM152 248V247H151ZM4 249V248H3ZM35 249V248H34ZM81 249V247H80ZM105 249V248H104ZM120 249V248H119ZM9 250V249H8ZM6 250V251H8ZM54 250V248H53ZM63 250V249H62ZM77 250V249H76ZM85 250V249H84ZM112 252V249H110ZM19 251V250H18ZM55 251V250H54ZM56 251H61L60 250H56ZM66 251V250H65ZM90 251V250H89ZM2 252V250H1ZM22 252V251H21ZM30 252V250L28 251ZM33 252V251H32ZM73 252V251H72ZM75 252V251H74ZM85 251H83L84 253ZM106 252V251H105ZM118 252V250H117ZM145 252V251H144ZM4 253V252H2ZM7 253V252H6ZM57 253V252H56ZM66 253V252H64ZM87 253V252H86ZM85 253V254H86ZM236 253V252H235ZM20 254V253H19ZM30 254V253H29ZM34 254V253H33ZM91 254V253H90ZM190 254V255H189ZM17 255V254H16ZM89 255V254H88ZM111 255V254H110ZM108 255V257L110 256ZM193 255V254H192ZM3 256H8V255H3ZM48 256V255H47ZM73 256V253H72ZM93 256V255H92ZM96 256V255H95ZM105 256V254H103L101 252V254L99 255V258H103ZM144 256V255H143ZM156 256V255H155ZM9 257V256H8ZM78 257V256H77ZM107 257V258H108ZM256 257V256H255ZM1 258V256H0ZM4 258V257H3ZM33 258V257H32ZM76 258V257H75ZM98 258V257H95ZM111 258V256H110ZM113 258V256H112ZM2 259V258H1ZM0 259V260H1ZM6 259V258H4ZM3 259V260H4ZM12 259V258H11ZM68 259V258H67ZM137 259V258H136ZM144 259V257H143ZM153 259V258H152ZM160 259V258H159ZM13 260V259H12ZM71 260V259H70ZM77 260V259H76ZM79 260V259H78ZM98 260V259H97ZM116 260V258H115ZM129 260V259H128ZM138 260V259H137ZM209 260V263H208ZM251 260V259H250ZM6 261V260H5ZM4 261V262H5ZM51 261V260H50ZM56 261V260H55ZM74 261V260H73ZM94 261V259L92 260ZM101 261V259H100ZM136 261V260H135ZM181 261V262H182ZM2 262V261H1ZM3 262V263H4ZM27 262V261H26ZM49 262V261H48ZM67 262V261H66ZM88 262V261H87ZM114 262V261H113ZM118 261H115V264ZM5 263H10V262H5ZM53 263V262H52ZM81 263V262H80ZM121 263V262H120ZM130 263V262H129ZM132 263V262H131ZM138 263V262H137ZM140 263V261H139ZM144 263V262H143ZM148 263V262H147ZM153 263V262H152ZM227 263L229 264V261H227ZM231 263V262H230ZM2 264V263H1ZM18 264V263H17ZM27 264V263H26ZM55 264V263H54ZM78 264V263H77ZM164 264V263H163ZM172 264H178V262L176 263H172Z\"/></svg>",
  "mask_w": 264,
  "mask_h": 264
},
{
  "label": "built area",
  "instance_id": "built-area-1",
  "mask_svg": "<svg viewBox=\"0 0 264 264\" xmlns=\"http://www.w3.org/2000/svg\"><path fill=\"white\" fill-rule=\"evenodd\" d=\"M223 124H221V126L219 128H215L214 130V136L216 137V140L218 141V137L220 135L221 132V127ZM232 178V176L230 175V173H227L225 176V180L229 181ZM251 179L250 174L246 173V174H242L241 176H237V182H247L248 180Z\"/></svg>",
  "mask_w": 264,
  "mask_h": 264
},
{
  "label": "water",
  "instance_id": "water-1",
  "mask_svg": "<svg viewBox=\"0 0 264 264\" xmlns=\"http://www.w3.org/2000/svg\"><path fill=\"white\" fill-rule=\"evenodd\" d=\"M245 122H246V118H245V116H240V117L236 118V120H235V123H236L237 125L243 124V123H245ZM243 144H244V142H243V140H242L241 138H239V139L236 140V146H237L238 148L243 147ZM36 196H37V197H40V194L37 192ZM43 198H45V196H43Z\"/></svg>",
  "mask_w": 264,
  "mask_h": 264
}]
</instances>
